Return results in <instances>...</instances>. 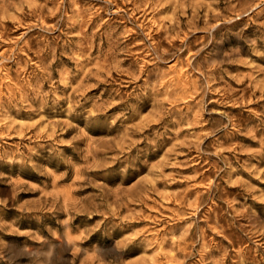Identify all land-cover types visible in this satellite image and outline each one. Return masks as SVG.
<instances>
[{"label":"rangeland","instance_id":"obj_1","mask_svg":"<svg viewBox=\"0 0 264 264\" xmlns=\"http://www.w3.org/2000/svg\"><path fill=\"white\" fill-rule=\"evenodd\" d=\"M0 264H264V0H0Z\"/></svg>","mask_w":264,"mask_h":264}]
</instances>
